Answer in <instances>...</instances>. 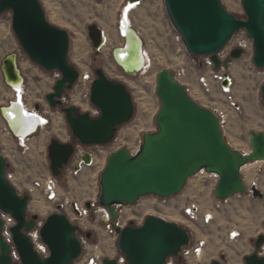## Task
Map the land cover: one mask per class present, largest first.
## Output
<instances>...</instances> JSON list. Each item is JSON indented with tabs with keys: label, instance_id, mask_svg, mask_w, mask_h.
<instances>
[{
	"label": "water",
	"instance_id": "obj_1",
	"mask_svg": "<svg viewBox=\"0 0 264 264\" xmlns=\"http://www.w3.org/2000/svg\"><path fill=\"white\" fill-rule=\"evenodd\" d=\"M242 6L245 19L229 13L221 0H165L171 24L190 55L209 58L215 71H229L233 62L241 60L246 51L235 48L224 61L220 55L236 35L246 32L253 42V64L256 69L263 70L264 0H243ZM8 11L13 14L12 28L24 53L37 66L47 72L57 71L62 76L53 93L46 96L51 108H60L65 114L74 137L73 143L53 140L48 147L51 174L59 178L74 157L75 144L107 146L115 140L118 129L134 117L133 98L126 85L97 69L90 102L100 115L94 118L78 107L66 106L63 102L65 93L72 90L80 78V72L69 63L68 33L49 22L39 0H0V17ZM88 37L95 53L100 54L104 45L103 30L91 25ZM136 38L139 39L137 35ZM139 42L141 49L140 39ZM115 52V63L120 66ZM16 59L17 55L12 54L2 63L3 78L8 87L24 81ZM157 95L161 102L156 117L158 131L143 136L136 154L124 148L111 155L100 176L99 205L109 211L112 222L118 220L117 205L134 206L149 196L170 199L181 194L188 181L202 171L219 177L214 191L218 201H227L238 194L264 198L257 185L250 190L247 188L242 175L245 167L264 162V133L249 134V153L233 149L225 139L218 115L192 99L170 70L159 72ZM261 99L264 103V85ZM39 108L37 105L35 110L39 111ZM4 109L1 112L6 119ZM83 162L91 164L92 157L87 154ZM8 168L6 158L0 153V212L11 215L16 221L11 232L20 264H75L83 252L78 237L80 228L64 214L50 215L40 230L50 256L42 258L34 249L28 234L35 229L39 217L29 215L31 197L21 195L7 180ZM76 170L81 171L82 166L78 165ZM86 207L91 208V204L87 203ZM3 227L0 217V264H19L13 263L11 246L2 236ZM115 231L119 252L125 257L126 264H167L169 259L180 257L182 250L191 245V234L186 228L153 215L141 226L132 222L123 229L116 227ZM91 236L92 233H86L87 239ZM254 245L257 251L246 256L244 263L264 264V257L258 252L264 247V235H260ZM224 261L223 255L220 261L211 264H225ZM102 264L118 262L106 258Z\"/></svg>",
	"mask_w": 264,
	"mask_h": 264
},
{
	"label": "rangeland",
	"instance_id": "obj_2",
	"mask_svg": "<svg viewBox=\"0 0 264 264\" xmlns=\"http://www.w3.org/2000/svg\"><path fill=\"white\" fill-rule=\"evenodd\" d=\"M39 1L49 22L69 35V63L76 67L80 75L89 73L95 79V71L102 69L110 79L126 85L135 108L133 119L118 129L111 144L91 148L96 156L91 168H82L79 174L74 175L72 171L77 164V156L73 157L62 176L57 178L62 202L86 206L91 201H99L100 176L110 156L124 148L136 154L143 136L158 131L156 117L161 102L157 95V76L162 70L180 74L191 98L203 108L219 113L225 139L233 149L249 153V134L264 133V103L261 99L264 69H256L253 64V42L246 32L236 35L221 54L222 59L226 60L230 51L245 42L243 58L234 61L229 71H215L208 68V58L193 57L186 51L181 36L167 15L165 0H146L134 8L128 6V0ZM221 1L229 13L239 19L246 18L243 0ZM121 17L144 42L147 67L135 76L124 74L114 61L113 49L123 45V36L117 29ZM12 18L11 11L0 17V112L17 98V94L5 84L2 74L3 61L7 56L16 54L25 80L21 90L23 105L27 111L37 113L45 123L34 135L22 140L25 146L21 147L20 140L9 132L0 115V153L9 164L7 173L12 177L13 186L21 195L31 197L29 215H36L39 221L45 222L50 215L58 212L34 188V184L52 175L48 157L51 142L73 143L74 137L65 114L60 108H51L46 100L62 78L61 74L57 71L47 72L30 60L13 31ZM91 25L99 26L106 37L100 54L95 53L88 37V27ZM222 73H229L233 79L228 92L221 90L217 78ZM202 79H206V84ZM90 94L88 87L75 85L65 93L63 102L96 118L100 113L91 104ZM37 105L39 111L35 110ZM242 175L249 190L256 183L264 194V162L251 164L243 170ZM217 183L212 177L198 176L188 181L181 194L170 199L146 197L137 205L120 209L121 224L128 226L133 222L141 226L148 216L153 215L186 228L191 234V245L185 252L189 250L191 253L171 258L167 264H211L220 261L223 255L225 264H245L244 258L257 251L255 241L264 235V198L238 194L221 202L214 196ZM87 221L88 233H92V238L86 244L87 250H95L102 261L114 259L120 253L118 236L110 233L96 217ZM105 236L111 243L109 249L103 244ZM78 237L84 239L86 235L79 232ZM201 243V251L196 253L195 248ZM258 252L264 257V247ZM198 254L201 255L199 259Z\"/></svg>",
	"mask_w": 264,
	"mask_h": 264
},
{
	"label": "built area",
	"instance_id": "obj_3",
	"mask_svg": "<svg viewBox=\"0 0 264 264\" xmlns=\"http://www.w3.org/2000/svg\"><path fill=\"white\" fill-rule=\"evenodd\" d=\"M129 1L132 3H129L128 6L133 5L135 7L140 6L141 4L146 2V0H129ZM122 19L123 18L121 17V20L117 26V29L120 30L121 32H122ZM122 35H124L123 32H122ZM245 47H246V43L241 42L239 45V48H242L245 50ZM228 57H229V55H228ZM220 58L222 59L221 55H220ZM207 62H208L207 65H208L209 69L214 68V64L209 58H208ZM173 74H174L176 81L179 82L180 84H182L188 92L187 86L181 80V78H182L181 75L176 74V73H173ZM217 78L219 80V83L221 84V90L223 92H228L230 90V87H231L230 83H231V81H233L230 74L229 73H222ZM93 81H94V78L89 73H87V74L80 75L79 81L77 82L76 85H82L85 88L88 87L89 89H91ZM202 82L206 84V79H202ZM226 82H227V84L225 85ZM88 102H89V100H88ZM234 106L237 107L236 105H234ZM80 108L84 109L81 106H80ZM213 112H215L218 115V117L221 120V124H222V119H221L219 113L217 111H213ZM46 122H47V120H46ZM17 139L20 140V142H21L20 146L24 147L25 142L22 141L19 137H17ZM92 147H94V146H92ZM92 147H85L79 143L75 144L74 157L77 156V164L75 165V167L73 168V171H72V173L74 175H77V174H79V172H81V171L76 170V167L78 165H81L82 168H91L95 164L96 156H95V153L91 150ZM87 154H89L92 157V162L89 165H86L83 162V158ZM198 176H209V177L216 179L217 182L219 181V177L217 175L207 174L204 171L199 173L196 177H198ZM7 180L13 185L12 177L8 173H7ZM34 188L36 190L40 191L43 194V197L47 201L52 203L54 207H56V210L58 213L64 214L65 216H67V218L70 220V222L72 224L77 225L80 228L79 232H83L85 235H86V233H88V225H87L88 221L87 220L90 218H94V217H96V219H99V222H101L103 225H105L107 227V229L110 231V233H113L115 235H117V233L115 231L116 227H119L122 229L126 227V226H123L121 224V221H120V219H121L120 209L125 208V206H121V205L116 206L117 213H118V220L116 222H112L109 211L107 209L101 207L99 205V201H91L90 202L91 208H87L86 206H82L78 203H72V204L68 205L67 202H62L61 197L59 195L58 180L53 175H49L46 180L37 181L34 184ZM0 217L4 223L2 236L5 240V242L11 246V254L10 255L13 259V263H20V257L16 251L14 241H13V235L11 232V229L16 225V221L14 220V218L11 215H8V214L2 213V212H0ZM130 223H132V222H130ZM43 225H44V221L38 220L36 222L35 229L32 232H30L28 235L32 239L34 249L40 254V256L42 258H47L50 256V252H49L48 247L43 243L41 236H40V230L42 229ZM78 235H79V233H78ZM80 241H81V244L83 247V252H82L81 258L76 262H79L78 264H102V259H100L97 256L95 250H89V249L87 250L86 244H87V241H89V240L85 237L84 239L80 238ZM202 246H203V243H201V245H199V246H196L195 252L199 253L201 251ZM189 247L182 250L181 256L183 254L188 255L191 253L189 250H187L185 252V250L189 249ZM85 251H87L86 254H85ZM114 259L117 260L118 264H126L125 257L120 253Z\"/></svg>",
	"mask_w": 264,
	"mask_h": 264
},
{
	"label": "bare ground",
	"instance_id": "obj_4",
	"mask_svg": "<svg viewBox=\"0 0 264 264\" xmlns=\"http://www.w3.org/2000/svg\"><path fill=\"white\" fill-rule=\"evenodd\" d=\"M129 3L132 2L129 1ZM134 7L135 6L130 5V8ZM122 32L124 34L122 35L123 45L121 47H116L112 51L114 53V51L116 50L115 57L120 66H118L116 63L115 64L122 70L124 74L135 76L138 73L144 71L147 67V61L144 52V42L137 31L129 26L127 20H122ZM136 35L142 42L141 49L139 39L136 38ZM103 41L105 45V35ZM7 42H9L8 39ZM16 60L17 68H19L18 58ZM24 81L22 82L20 80L18 83L13 84L14 87H9L14 94H17V98L14 102H12V104L9 103L7 107H4L5 109L3 113L6 119H4L2 112H0L2 120L4 121L5 126L7 127L9 132H11V134L16 138L19 137L21 140H25L34 135L38 131V129L45 123V120L41 118L37 113L29 112L25 109V106L23 105V102L21 100V90L25 83ZM230 84L232 86L233 81H231ZM25 113H27V115H25ZM249 166L245 167L244 169L248 168ZM254 184L257 185L256 183ZM106 240L107 239L105 236V238H103V244L107 247V249H109L111 243L110 241ZM200 256L201 255L198 254V257H196L199 259Z\"/></svg>",
	"mask_w": 264,
	"mask_h": 264
},
{
	"label": "flooded vegetation",
	"instance_id": "obj_5",
	"mask_svg": "<svg viewBox=\"0 0 264 264\" xmlns=\"http://www.w3.org/2000/svg\"><path fill=\"white\" fill-rule=\"evenodd\" d=\"M129 3V0H128V2H127V4ZM91 238H92V236H91Z\"/></svg>",
	"mask_w": 264,
	"mask_h": 264
},
{
	"label": "snow or ice",
	"instance_id": "obj_6",
	"mask_svg": "<svg viewBox=\"0 0 264 264\" xmlns=\"http://www.w3.org/2000/svg\"><path fill=\"white\" fill-rule=\"evenodd\" d=\"M25 115H27V113H25Z\"/></svg>",
	"mask_w": 264,
	"mask_h": 264
}]
</instances>
